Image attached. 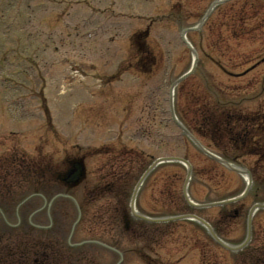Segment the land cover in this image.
<instances>
[{
  "label": "rangeland",
  "instance_id": "rangeland-1",
  "mask_svg": "<svg viewBox=\"0 0 264 264\" xmlns=\"http://www.w3.org/2000/svg\"><path fill=\"white\" fill-rule=\"evenodd\" d=\"M212 2L0 0V196L6 199L1 203L11 222L19 216L30 217L43 203L29 199L22 213L17 211L18 201L32 190L29 183L20 182L19 174L26 173L27 168L19 166L18 157H25L26 166L29 159L42 165L48 158L61 165L66 157L80 156L87 148L94 150L102 144L112 147L113 142L124 158L118 162L114 154L100 156L93 151L91 157L84 158L87 176L83 182L69 191L57 181L44 186L51 195L70 196L55 198L50 210L45 208L30 218L49 223L52 229L47 239H55L64 250L69 242L96 236L110 241L120 238L118 227L109 217L110 207L104 203L105 193L91 196L82 212L77 202L99 180L102 165L124 163L128 168V159L134 157L131 150L139 153L144 149L155 157L183 154L182 130L171 115V84L186 72L194 58L183 41L182 30L197 25ZM238 10L240 16L235 15ZM211 14L200 29L186 34L197 51L199 70L175 92L173 104L175 108L185 106L187 93L201 85V70L211 74L219 85L227 79L243 82L224 73L218 65L235 63L234 69L241 68L243 61L236 60L243 57V51L245 69L260 60L255 69H249L244 81L252 91H247L248 102L255 105L264 84V0H234ZM83 17L89 19L82 21ZM238 24L242 39L230 33ZM145 30L146 52L138 48V41H132L135 32ZM231 50L237 53L235 57L230 56ZM148 52L156 63L147 72L134 68L136 55L142 57ZM51 130L54 136L46 134ZM190 152L193 163L200 167L204 157L192 144ZM6 175L13 186L3 182ZM156 182L153 179L138 194L139 205L146 211L159 206ZM243 184L238 176L231 178L233 189ZM208 185L206 178L201 183L194 177L191 193L203 200ZM260 219L264 228V216ZM234 231L241 237L245 230L239 225ZM176 232L158 249L171 264H201L200 248L205 239L221 259L234 264L231 253L211 246L195 224L180 226ZM85 253V259L78 258L71 264H116L121 258L103 245H87ZM119 264L146 263L127 252Z\"/></svg>",
  "mask_w": 264,
  "mask_h": 264
},
{
  "label": "trees",
  "instance_id": "trees-1",
  "mask_svg": "<svg viewBox=\"0 0 264 264\" xmlns=\"http://www.w3.org/2000/svg\"><path fill=\"white\" fill-rule=\"evenodd\" d=\"M223 90L227 93L220 91L216 102L208 90L190 94L191 107L181 115L197 134L211 140L224 155L232 152L234 158L256 156L254 168L263 177L257 183H264V101L257 111L248 110L246 114L232 99V93H239V88ZM164 185L167 195L171 194L172 182L166 181ZM234 215L239 217V211L234 210ZM224 218H229L227 212ZM238 264H264V230L254 233L253 242L241 253Z\"/></svg>",
  "mask_w": 264,
  "mask_h": 264
},
{
  "label": "water",
  "instance_id": "water-1",
  "mask_svg": "<svg viewBox=\"0 0 264 264\" xmlns=\"http://www.w3.org/2000/svg\"><path fill=\"white\" fill-rule=\"evenodd\" d=\"M171 159H178V160H180L179 158H173V157H171V158H161V160H171ZM161 160H159V161H161ZM80 169H81V168H80ZM81 172H83L82 169H81ZM257 207H264V204H262V205H260V204H256V205L253 206V208H252L251 211H250L249 219H248V220H249V229H248L249 232H248V236H247V238H246L245 243H244L243 245H240V246L230 247L231 249H233V250L238 249V248L244 246V245L249 241V238H250V236H251V230H250V228H251V221H252L251 218H252L253 212L255 211V209H256Z\"/></svg>",
  "mask_w": 264,
  "mask_h": 264
}]
</instances>
